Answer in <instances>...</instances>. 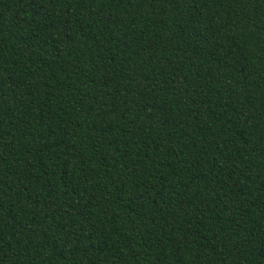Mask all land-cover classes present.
<instances>
[{
	"label": "trees",
	"instance_id": "1",
	"mask_svg": "<svg viewBox=\"0 0 264 264\" xmlns=\"http://www.w3.org/2000/svg\"><path fill=\"white\" fill-rule=\"evenodd\" d=\"M0 264H264V0H0Z\"/></svg>",
	"mask_w": 264,
	"mask_h": 264
}]
</instances>
